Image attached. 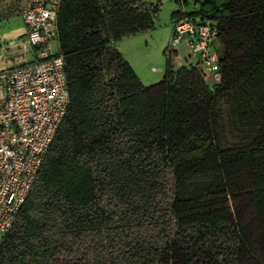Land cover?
<instances>
[{"label":"trees","instance_id":"1","mask_svg":"<svg viewBox=\"0 0 264 264\" xmlns=\"http://www.w3.org/2000/svg\"><path fill=\"white\" fill-rule=\"evenodd\" d=\"M161 1L60 0L69 106L0 264H264V0H174L173 22L217 24L221 82L193 66L145 87L114 44ZM246 170L233 220L220 208Z\"/></svg>","mask_w":264,"mask_h":264},{"label":"built area","instance_id":"2","mask_svg":"<svg viewBox=\"0 0 264 264\" xmlns=\"http://www.w3.org/2000/svg\"><path fill=\"white\" fill-rule=\"evenodd\" d=\"M4 0H0L2 2ZM25 30L24 62L0 73V246L31 190L65 117L69 92L58 35L60 0H11ZM173 48L185 43L210 87L221 82L217 24L182 15Z\"/></svg>","mask_w":264,"mask_h":264},{"label":"rangeland","instance_id":"3","mask_svg":"<svg viewBox=\"0 0 264 264\" xmlns=\"http://www.w3.org/2000/svg\"><path fill=\"white\" fill-rule=\"evenodd\" d=\"M183 13L190 14L195 12L198 7L192 1L187 3V6H180ZM178 9L174 0H162L159 16L156 19L155 26L152 30L145 33L143 39H138L137 50H133L128 55L135 59L134 63L140 65L141 70L137 71V75L142 79L146 87H151L161 83L168 71L174 76L172 83H175V73L179 68H192L197 65V58L189 56L190 52L185 43L173 48L171 52L170 40L173 31L172 14ZM185 14V15H186ZM26 30L18 17L15 10V5L11 0H4L0 2V73L14 69L22 65L24 62L21 51V44L25 40ZM136 40V39H135ZM143 41H146V45ZM126 42V41H123ZM222 41L216 44V49L223 54ZM118 43L117 45L120 46ZM125 44V43H124ZM218 53V52H217ZM177 57H179L177 59ZM182 61L181 66L177 63ZM136 67V66H135ZM137 69V68H136ZM171 78V75L168 77ZM209 86V85H208ZM210 88V86H209ZM251 178L250 171L246 170L245 174L236 182V185L229 187L224 207L220 208L223 215L231 216L236 220V207L243 208L239 203L240 198L244 193L250 191ZM238 209V210H239ZM250 211L246 208L241 211L244 217L249 216ZM256 249V247H253ZM256 258L260 262L263 261L264 254L258 252Z\"/></svg>","mask_w":264,"mask_h":264},{"label":"crops","instance_id":"4","mask_svg":"<svg viewBox=\"0 0 264 264\" xmlns=\"http://www.w3.org/2000/svg\"><path fill=\"white\" fill-rule=\"evenodd\" d=\"M155 26V25H154ZM154 28V27H153ZM152 28V29H153ZM150 29V30H152ZM148 30V31H150ZM148 31H145V32H142V33H138L136 35H133V36H129V37H126L118 42H116L114 44V46L116 47V49L122 54L124 60L130 65V67L133 69V71L135 72V74L137 75V71L136 70H141V67L140 65L137 63H134L135 59H132L131 56H129L128 54L130 52H133V50H137L139 48L138 46V42L139 40L138 39H143L144 38V34L145 33H148ZM146 35V34H145ZM136 39V40H135ZM123 41H126V42H123ZM145 43V45L147 44L146 41H143ZM118 43H123V44H120L117 45ZM125 43V44H124ZM128 53V54H127ZM179 57H177L178 59ZM178 66H181L183 65L182 64V61H179L177 63ZM136 66V67H135ZM137 68V69H136ZM137 77L139 78V80L141 81V83L145 86V84L143 83L142 79L137 75ZM146 87V86H145Z\"/></svg>","mask_w":264,"mask_h":264}]
</instances>
